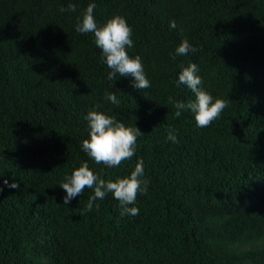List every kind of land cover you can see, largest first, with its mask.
Masks as SVG:
<instances>
[{
    "label": "trees",
    "instance_id": "16d2710c",
    "mask_svg": "<svg viewBox=\"0 0 264 264\" xmlns=\"http://www.w3.org/2000/svg\"><path fill=\"white\" fill-rule=\"evenodd\" d=\"M90 3L98 27L127 20L150 88L108 79L94 33L75 30ZM184 39L196 51L173 60ZM191 63L229 102L209 127L168 102L195 101L177 87ZM93 110L144 134L117 168L82 151ZM140 160L138 215L122 217L111 193L87 211V188L64 205L83 163L115 181ZM0 189V264H264V0H0Z\"/></svg>",
    "mask_w": 264,
    "mask_h": 264
},
{
    "label": "clouds",
    "instance_id": "9594fccd",
    "mask_svg": "<svg viewBox=\"0 0 264 264\" xmlns=\"http://www.w3.org/2000/svg\"><path fill=\"white\" fill-rule=\"evenodd\" d=\"M77 5L69 3L67 8L60 11L75 12ZM95 3H90L82 17L78 19L75 30L80 34L94 33L95 45L101 50V58L111 72L109 80L120 77H132L133 86L137 89H148L151 87L150 81L146 78L141 58L129 56L127 49L134 47L132 35L133 30L128 25L127 20L119 15L109 19L102 27H98L94 18ZM177 27L175 21L170 22V28ZM187 39H184L176 48L172 59L176 56H186L189 52H195ZM199 69L195 63L183 68L179 75L177 87L186 85L195 95V101L183 103L176 101L173 97L168 98V102L176 109V117H180V110H190L195 117L196 126L200 128L209 127L221 118V115L228 107V101L215 98L202 88V78L197 75ZM105 99L111 104L119 107L120 101L114 92L105 93ZM101 107L97 105V108ZM88 122L89 138L82 141V151L96 164H103L107 168H117L122 162L130 160L136 153L138 137L144 135L138 127L125 126L118 122L114 116L106 115L98 111H90L84 117ZM167 139L177 143V135L174 130L169 129ZM143 160L135 166L130 176L118 178L115 181L105 180L90 170L87 163H83L76 168L70 176H66L65 183L61 188L67 195L63 198L64 205H68L71 200L78 195H82L84 190L93 189L94 195L87 200V211L91 212L95 206L99 211L100 205L95 203L103 200L107 194L111 193L119 202L122 209L120 215H138L139 209L128 207L136 202L140 193H147L149 181L144 179ZM5 184L8 182L5 180ZM11 188H19L18 184L8 185ZM2 191V189H0Z\"/></svg>",
    "mask_w": 264,
    "mask_h": 264
}]
</instances>
